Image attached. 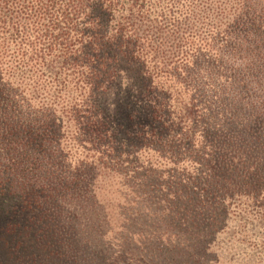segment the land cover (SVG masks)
I'll list each match as a JSON object with an SVG mask.
<instances>
[{
  "label": "trees",
  "instance_id": "trees-1",
  "mask_svg": "<svg viewBox=\"0 0 264 264\" xmlns=\"http://www.w3.org/2000/svg\"><path fill=\"white\" fill-rule=\"evenodd\" d=\"M233 188L264 191V0H0L3 257L210 264Z\"/></svg>",
  "mask_w": 264,
  "mask_h": 264
},
{
  "label": "rangeland",
  "instance_id": "rangeland-1",
  "mask_svg": "<svg viewBox=\"0 0 264 264\" xmlns=\"http://www.w3.org/2000/svg\"><path fill=\"white\" fill-rule=\"evenodd\" d=\"M183 150L188 152L187 156L192 159H188L185 165L174 169L178 171L182 170V173L185 171L188 175H192L193 173L194 175L202 174L201 170H205V168H198L197 161H193L203 157L201 152H198V148L194 146L191 150L189 148H184ZM147 155L140 156L139 161H146L147 159L145 157ZM253 160L251 159L250 161V159H247L246 162L254 164ZM163 165L165 166V173L174 166L167 161ZM161 172L164 173V171ZM104 174L105 176L103 175V177L98 179L99 196L103 202H109L114 206V203L120 198L116 196L117 191L115 190H117V179L119 180V176L121 175L118 174V176H115L106 171ZM164 176L162 177L164 178ZM200 184L202 185V182ZM228 195L229 197L225 199L220 196L213 208L215 213L219 214L223 211L226 212V215L224 216V220L222 218L219 219L224 222L222 224L220 223L221 228L216 230L217 233L211 248L213 253L210 254L211 256H205L206 259L210 260V264H264V191L259 196L254 195V198L258 197V199H255L256 203L250 195H239L236 188H233L232 192ZM113 206L109 207L111 213L113 212L115 214L117 212L118 214L119 208ZM92 220L96 222L95 219ZM121 220L120 217V222ZM71 222L73 224L77 223L73 220ZM217 225L219 226V224ZM80 228L79 226L78 229ZM70 237L69 235L66 239ZM2 251V254H0V264H17L15 256L13 258L3 257L4 253H8L6 250ZM44 256H47V261L51 262V264L59 263L62 259L64 261L66 260L65 257L55 259L53 253L50 254V251H45L40 254L41 258H44ZM31 258L34 260V264H40L38 263V259H36V255Z\"/></svg>",
  "mask_w": 264,
  "mask_h": 264
}]
</instances>
